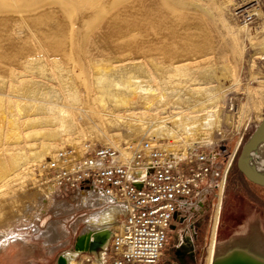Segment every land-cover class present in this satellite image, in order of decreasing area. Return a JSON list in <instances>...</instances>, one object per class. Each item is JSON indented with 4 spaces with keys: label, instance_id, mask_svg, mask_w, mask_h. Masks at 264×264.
Masks as SVG:
<instances>
[{
    "label": "rangeland",
    "instance_id": "rangeland-1",
    "mask_svg": "<svg viewBox=\"0 0 264 264\" xmlns=\"http://www.w3.org/2000/svg\"><path fill=\"white\" fill-rule=\"evenodd\" d=\"M141 4L146 8H152L156 20H176L166 26L167 33L174 28L173 39H170L168 33L169 40L163 47H158L159 49L155 47L156 52L161 49L172 51V47H176L174 50L178 48L183 50L185 39L194 36L201 28L213 33L209 38V42L216 50L210 67L212 71L207 67L205 71L209 72V75H206V78L201 77V80L206 86L217 88L216 91L220 95L217 96L223 107V117L230 116L229 123L223 122L220 128L213 131L211 145L197 147L208 153L212 151L217 153L214 169L217 173L215 184L218 187L207 195L204 208L191 212L189 218L172 229L160 264H206L221 193L220 186L239 142L241 143L236 158L227 174L217 249L223 250L233 242L251 241L256 251L264 255V189L249 184L252 189V195H249L251 198L235 190L237 181L244 180L237 170L236 160L243 144L257 126L255 117L264 116V59L261 58L264 52L255 45L259 37L264 34V0H260V7L256 10L261 13L258 15L255 11L257 16L251 24H247L236 14L240 7L248 8L255 5L251 0H120L119 10L124 14H134L135 9ZM67 6L50 5L38 10L20 9L25 11L22 18L17 17L18 8L15 4L0 7V150L7 147L12 149L18 143L24 146L22 144L25 142V144L28 142L39 145V142L49 135L48 131L51 127L45 122L22 126L20 129L13 120L12 111L15 114L20 113L21 122L25 116L39 114L33 111L21 114L17 100L20 97H34L37 93H43L38 86L48 79L43 73L57 74L53 52L50 46L43 42L41 34L52 30L56 23H65L69 20V11L63 12V8L67 9ZM31 17L41 20L38 26L32 24V20L35 19ZM96 25V28L91 25L83 27L82 34H77L74 27L71 28L65 48L67 54H71V58L75 56L76 50L100 47L101 39L108 37L98 28V24ZM118 41L124 43L121 38ZM30 54L32 57L29 56ZM42 54L47 55L48 60L44 62L48 63V68L44 70L47 72L37 67L41 66L39 63L36 65L24 63L25 57L39 59ZM76 68L71 74L72 79L66 80L67 82L60 80L56 88L48 92L44 91L49 96L45 100L57 102L60 99L59 102L63 103L69 89L72 90L80 97L79 103L87 110V115L79 111L75 112L76 130H78L75 132L76 136H88L87 139L81 140V147L85 144L108 146L99 139L105 134L110 137L114 133L99 126L95 113H92L101 107V99L98 96L88 95L90 87L93 86L92 74L80 65ZM96 72L99 73L100 69ZM172 79L175 82L188 80L180 75H175ZM102 88L94 85L95 91ZM254 92L258 94L256 98ZM10 99L14 101V105L9 102ZM89 135H97V138L92 139ZM143 140L146 139L141 141ZM125 144V141L120 143L122 146ZM66 147L74 148L71 145ZM9 156L5 151H0V174L2 172L0 198L24 197L22 203H25L24 206L21 205L22 208L20 207L22 211H6L7 215L19 216L10 224V232L18 240L11 241V245H4V248L10 246L8 264H58L59 257L74 249L79 237L88 226L89 217L110 205L101 206L100 203L96 204L99 202L98 199L75 197L58 188H54L50 200L49 197L36 194L38 187L45 185V182L51 183L49 176L40 169L44 162L52 158L50 156L44 162L38 161L37 165L35 163L30 170L33 172L28 173L25 181L11 179L10 182L2 183V179L11 169L12 162ZM15 183L19 184V187ZM252 201H255V204ZM245 208L249 210L247 217L244 215ZM53 224L57 226L58 237L51 244H46V237H40L39 233L48 231ZM181 244L187 254L177 256L175 247ZM87 257H90V252L81 253L77 258L78 264H91L86 262Z\"/></svg>",
    "mask_w": 264,
    "mask_h": 264
},
{
    "label": "bare ground",
    "instance_id": "bare-ground-1",
    "mask_svg": "<svg viewBox=\"0 0 264 264\" xmlns=\"http://www.w3.org/2000/svg\"><path fill=\"white\" fill-rule=\"evenodd\" d=\"M13 4L18 8V18L24 17L25 9L34 8L38 10V8L50 5L63 7L68 5L67 9L63 8V12L69 11V20L65 23L58 22L52 30L41 34L43 42L49 45L53 52L57 74L43 73L49 79L38 84L43 93H37L34 97H20L17 100L21 114L27 113V111L39 114L25 116L21 122L20 113L15 114L12 111L13 120L20 129L22 126L45 122L51 127L48 131L49 135L39 142V145L28 142L25 144L24 141L25 143L22 144L24 146L18 143L12 149L7 147L0 150L10 155L12 162L11 169L6 176L4 175L2 183L10 182L11 179L25 181L28 178V173L33 172L30 170L33 169L35 163L37 165L38 161L44 162L47 157L55 156L59 150L66 146L71 145L80 155L83 154V148L80 145L81 140L87 139L88 136L80 137L76 136L75 133L78 131L76 130L75 112L79 111L86 114L87 111L79 103L80 97L69 89L64 102L60 103V99L57 102L45 100L49 96L44 93V91L48 92L52 88H56L60 80L72 79L73 75L71 76V74L79 65L89 71L94 79L88 95L98 96L101 99V107H98L96 112H91L95 113V117L100 123L99 126L114 133L110 137L105 134L99 139L105 145L121 148L120 143L122 141H125L126 144L133 141L140 142L142 139L150 142L160 141L159 145L164 152L175 159H180L199 145H211L213 131L220 128L223 122L229 123L230 116L223 117V107L219 99L220 95L216 91L217 88L206 86L201 80V77L206 78V75H209L206 68L211 70V63L216 54L213 44L209 42V38L213 36L212 32L201 28L194 36L185 39L183 50H179V48L174 50L176 47H172L174 51L161 49V51L156 52V48L163 47L170 37L173 39L174 28L171 29L170 27L169 37L166 26L176 20H156L152 8H146L144 4L139 5L134 14L129 15L119 10L120 0H0V7L12 6ZM256 12L258 15L261 13L260 11ZM129 18L134 20H128ZM31 19H35L32 20V24L35 26H38L41 21L32 17ZM96 24L108 37L100 38L102 41L100 47L76 50L75 56L71 58V54H67L65 50L71 28L74 27L77 34H82L83 27L88 25L95 27ZM80 37L82 38V36ZM119 38L123 39L124 43H119ZM255 45L264 52V34L259 37ZM77 46H79L78 43ZM29 56L32 57L31 54ZM261 58L264 59V55ZM47 60V55H43L39 59H32L27 56L24 63L26 65L39 63L41 66L37 67L44 71L48 68V63H44ZM97 69H100L99 73L96 72ZM175 75H180L188 80L175 82L172 79ZM94 85L103 88L95 91ZM254 94V98H256L257 92ZM5 95L7 96V93ZM9 102L12 105L15 104L12 99ZM263 117H255V125L258 126ZM96 136L89 135L92 139L97 138ZM224 180L225 178H223L220 186L221 193L215 213L206 264H213L217 257L234 247L248 248L251 243V241L233 242L223 250L217 249L225 192L223 190ZM15 185L17 184L15 183ZM26 188L29 189L27 186ZM53 191L52 183L45 182V185L37 188L36 194L49 197L50 200ZM1 198L0 264H8L10 246L4 248V245H9L11 241L18 240L10 232V224L19 216L7 215L6 211H22L20 207L22 204L24 206L25 202L22 203L24 197ZM98 200L99 202L96 204H104L103 200ZM34 205L36 206V204ZM125 211L123 207L111 204L103 211L91 215L87 221L88 226L82 236L79 237L74 249L63 255L66 263L78 264L79 255L90 251L91 244L96 239H105L103 245L106 246L111 237L110 230L114 228L112 224L117 222V215ZM39 236L46 237L47 244H51L58 237L57 226L51 225L48 231L39 233Z\"/></svg>",
    "mask_w": 264,
    "mask_h": 264
},
{
    "label": "built area",
    "instance_id": "built-area-1",
    "mask_svg": "<svg viewBox=\"0 0 264 264\" xmlns=\"http://www.w3.org/2000/svg\"><path fill=\"white\" fill-rule=\"evenodd\" d=\"M251 1L255 5L236 13L247 24L260 7V0ZM159 143L143 140L121 148L85 144L81 155L65 147L41 165L54 188L126 210L112 224L107 245L91 252L86 262L160 264L172 229L204 208L207 195L218 187L216 152L195 148L175 159ZM237 152L224 174L223 190Z\"/></svg>",
    "mask_w": 264,
    "mask_h": 264
},
{
    "label": "water",
    "instance_id": "water-1",
    "mask_svg": "<svg viewBox=\"0 0 264 264\" xmlns=\"http://www.w3.org/2000/svg\"><path fill=\"white\" fill-rule=\"evenodd\" d=\"M238 172L252 185L264 189V117L243 144L236 160ZM105 239L92 242L90 251H97ZM58 264H67L63 256ZM213 264H264V255L256 251L252 242L248 248L234 247L215 259Z\"/></svg>",
    "mask_w": 264,
    "mask_h": 264
},
{
    "label": "flooded vegetation",
    "instance_id": "flooded-vegetation-1",
    "mask_svg": "<svg viewBox=\"0 0 264 264\" xmlns=\"http://www.w3.org/2000/svg\"><path fill=\"white\" fill-rule=\"evenodd\" d=\"M242 178H244V177L242 176ZM249 184L250 183H248L245 178L242 181L239 180V181H237V184L235 185V190H238L239 192L244 193L246 195V197L248 195V198H251V197H249V195L250 194L252 195V189H251V186ZM252 202H254V204H255V201H252ZM248 211L249 210H247V208L244 209V215L246 217H247V212ZM46 244H47V242H46ZM192 253H194V252H192ZM175 254L177 256H182V255L187 254V252L185 251V248H183V245L182 244L179 247H175Z\"/></svg>",
    "mask_w": 264,
    "mask_h": 264
},
{
    "label": "crops",
    "instance_id": "crops-1",
    "mask_svg": "<svg viewBox=\"0 0 264 264\" xmlns=\"http://www.w3.org/2000/svg\"><path fill=\"white\" fill-rule=\"evenodd\" d=\"M239 146H240V143H239V145H238V147H237V150H238ZM237 150H236V151H237Z\"/></svg>",
    "mask_w": 264,
    "mask_h": 264
},
{
    "label": "trees",
    "instance_id": "trees-1",
    "mask_svg": "<svg viewBox=\"0 0 264 264\" xmlns=\"http://www.w3.org/2000/svg\"><path fill=\"white\" fill-rule=\"evenodd\" d=\"M248 182V181H247ZM249 183V182H248Z\"/></svg>",
    "mask_w": 264,
    "mask_h": 264
}]
</instances>
